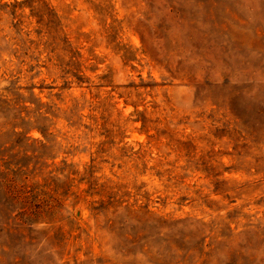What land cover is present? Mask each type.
<instances>
[{"label": "rangeland", "instance_id": "1", "mask_svg": "<svg viewBox=\"0 0 264 264\" xmlns=\"http://www.w3.org/2000/svg\"><path fill=\"white\" fill-rule=\"evenodd\" d=\"M0 264H264V0H0Z\"/></svg>", "mask_w": 264, "mask_h": 264}]
</instances>
